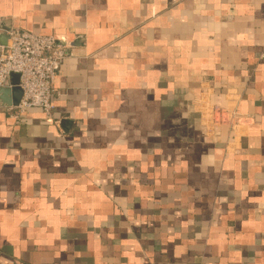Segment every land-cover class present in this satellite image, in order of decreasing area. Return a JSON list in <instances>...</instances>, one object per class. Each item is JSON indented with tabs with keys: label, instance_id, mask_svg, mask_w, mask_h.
I'll return each mask as SVG.
<instances>
[{
	"label": "crops",
	"instance_id": "crops-1",
	"mask_svg": "<svg viewBox=\"0 0 264 264\" xmlns=\"http://www.w3.org/2000/svg\"><path fill=\"white\" fill-rule=\"evenodd\" d=\"M0 21L65 55L51 117L0 103V264H264V0H0Z\"/></svg>",
	"mask_w": 264,
	"mask_h": 264
},
{
	"label": "built area",
	"instance_id": "built-area-1",
	"mask_svg": "<svg viewBox=\"0 0 264 264\" xmlns=\"http://www.w3.org/2000/svg\"><path fill=\"white\" fill-rule=\"evenodd\" d=\"M0 34V89H11V76L18 75L21 98L17 106H6L8 117L20 122L31 109H39L47 118L54 111V82L64 59L63 47L53 36L38 35L10 27Z\"/></svg>",
	"mask_w": 264,
	"mask_h": 264
},
{
	"label": "water",
	"instance_id": "water-1",
	"mask_svg": "<svg viewBox=\"0 0 264 264\" xmlns=\"http://www.w3.org/2000/svg\"><path fill=\"white\" fill-rule=\"evenodd\" d=\"M7 37L0 35V44L4 45ZM11 89H0V103L6 106H17L21 98V89L18 86V75L11 76Z\"/></svg>",
	"mask_w": 264,
	"mask_h": 264
}]
</instances>
